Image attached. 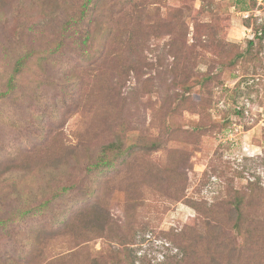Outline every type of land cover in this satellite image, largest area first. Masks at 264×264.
<instances>
[{
    "label": "rangeland",
    "instance_id": "obj_1",
    "mask_svg": "<svg viewBox=\"0 0 264 264\" xmlns=\"http://www.w3.org/2000/svg\"><path fill=\"white\" fill-rule=\"evenodd\" d=\"M83 1L0 0V91L24 51L43 58L64 42L54 65L35 61L0 103L4 213L17 202L6 197L14 183L32 207L53 201L17 231L33 236L41 255L28 261L21 237L0 229V264H264V191L247 201L241 233L227 217L221 230L204 227L192 206L229 203L236 191L257 196L256 179L264 186V42L258 73L231 66L264 24V0H242L248 11L236 0H103L82 25ZM211 20L220 28L209 36ZM178 22L187 23V38ZM107 44L113 54L96 63ZM126 60L137 73H115ZM209 75L208 86L187 93L185 83ZM113 143L131 152L90 171ZM215 168L225 173L211 175ZM102 211L110 225L90 232Z\"/></svg>",
    "mask_w": 264,
    "mask_h": 264
},
{
    "label": "trees",
    "instance_id": "obj_2",
    "mask_svg": "<svg viewBox=\"0 0 264 264\" xmlns=\"http://www.w3.org/2000/svg\"><path fill=\"white\" fill-rule=\"evenodd\" d=\"M100 1H103V0H84L82 3V11L80 14V18L78 20L76 19V22L78 24L83 25L85 21L87 20V18L91 19L93 13H95V10L100 6V3H101ZM206 1L208 2V0ZM236 1H237V5L242 6L243 11L249 10V8L243 7L244 3H242V0H236ZM203 11L205 14L206 13L210 15L213 14V12L209 9V5L208 6L206 5V2H205V5H203ZM179 13H181V11ZM201 14L203 15L202 12ZM178 24L183 26L182 28H180L182 30L181 36L183 38H187V35L185 37V34H187V23L178 22ZM205 24H207L208 26L209 36L211 35L213 30L218 31L220 28L219 25L214 24L213 20L206 22ZM169 35L174 38L176 34L170 32ZM135 36L136 35H132L129 33V36L124 41H127L126 42L127 45L129 44L130 46H133V38ZM89 39H90V35L87 33L86 39L83 41L84 45L89 42ZM214 40H216V38L215 36L214 37L212 36V38L207 37V41L206 40L204 41L205 44L203 45V49L206 51V53L210 52L209 50H211L212 52V48L214 47V44H213ZM216 42L220 43L221 41H216ZM263 42H264V24L262 25L260 30L257 32V34L254 36V38L247 41L245 49H243L242 51H238L235 54V56L232 58L231 66L241 67V70H243L244 73H252V74L258 73L259 63L262 62L261 52L263 49ZM126 43L124 44L126 45ZM179 44L183 52L191 49L189 45V41L187 40ZM110 46L112 45L107 44L105 48H102L99 51V54L97 55V58H96V63H100L101 61H104V64L106 63V59H108V57L111 54H113V53H110ZM63 48H64V42L59 43L54 47L52 51L47 53L51 57L44 56L43 58H37V59L36 57L38 56L33 50L29 51L27 49L26 53L24 51V53L16 59L13 72L10 73L9 75V78L6 84V89L0 91V103L8 101L12 97H14V95L17 92V89L20 87V81L22 79V76H24L26 72L32 71L33 63L35 61L44 64L45 67L54 65V61H51V59H53L54 56H56L57 54H60ZM118 54L120 53L116 51L115 59L119 63ZM133 56L134 55H131V57ZM126 62H127V66H122L120 69H114L115 73H137V68L139 64L137 63L135 66H133V68H131L129 66V63H132L133 61L128 62L126 60ZM184 62H186V68H188L189 64H191V59L188 58ZM213 80H214V77L212 75H209V76H206L203 79V81H196L195 83H193V85L188 86V84L185 83L184 88L186 89L187 93H190L193 90L195 84L201 85V87H206L208 86L207 83H210ZM194 106L196 108L198 107L202 108V102L200 104L194 103ZM203 113L204 111H202V114ZM5 116L9 118L8 115L5 114ZM1 120L7 122L6 118L4 120V117H2V115H0V121ZM199 130L201 131L202 129H199ZM113 149L117 150L118 152V153L116 152L115 154L116 156L115 159L108 158L106 152L113 150ZM130 152H131V149H123L122 144H119V143L110 144L106 146L105 149H103V151L101 152V155L98 157L97 163H95L94 165H91L92 167H89V170L90 171L98 170L99 173H103L105 170L113 168L116 160H120L122 156H125L127 153H130ZM225 167H227V169L231 168L229 167V165H225ZM218 173L219 175L224 174L225 170H218V168H215L214 171H211V175L213 176L217 175ZM235 174L237 175L236 176L237 178L243 177V174L241 172L236 171ZM15 179H16V175H13L12 180L14 181ZM183 179L187 180L185 177ZM7 181L9 180H4L3 184L6 183ZM9 182H11V179ZM14 184H15L14 191L6 195V197H9L10 199L13 198V196L17 197V200H16L17 202L14 201L15 202L14 209L10 213H7V214L4 213L5 207H6V204H5L6 200L5 198H1L2 196L0 197V229L7 230V232L13 233L17 237H21L22 246L24 248L23 249L24 258L25 259L27 258L29 261V259L37 258L41 255L40 250H38V246H36V239H33L34 238L33 236H29V235H26L24 233L17 232V231L21 230L22 225H26L30 220L37 219L39 216H41L42 210H46V208L47 209L50 208V204L53 201L47 200V201L42 202L40 205L36 207H32L29 202L30 196H28L27 194H24V196H22L21 195L22 192H21V189L18 187V184L16 183ZM250 191L251 193L257 194V196L255 195L248 196L247 194H243L240 191H236L234 197L232 196V200H230L229 203L213 202L212 204H207V203L200 204L201 202L194 201L192 203L193 204L192 206L195 209V211L199 213L198 218L200 219L201 222H203L202 224L204 225V227L208 228L209 226V227H213L215 229L221 230L223 227H225L223 226L224 224L222 221L226 219L227 217L231 224L230 228L235 230L237 233H241L243 226L246 224L245 212H246V207L248 206L247 201L255 200L256 198L260 197L261 195L260 192L264 191V186H262L261 181L259 179H256L254 182H252ZM62 196H64V194ZM99 215L100 216H98L97 219L92 220L88 225L86 224L87 227H91L90 232L91 231L93 232L97 228L96 224H98V228L101 229L102 231L106 230L107 226L110 225V223H108L109 215L107 212L102 211V213ZM72 222L73 221H70L64 224V227H65L64 231L68 232L72 230V228L74 227ZM75 255H76L75 252L69 253L68 255L62 257L61 259L63 260L71 259ZM14 261L15 260H11L10 262L13 264L22 263V262L17 263ZM61 264H68V263H61ZM88 264H99V260L94 259L90 261Z\"/></svg>",
    "mask_w": 264,
    "mask_h": 264
}]
</instances>
